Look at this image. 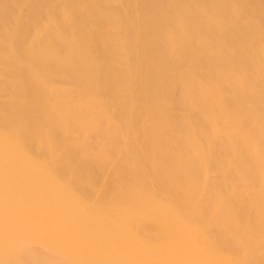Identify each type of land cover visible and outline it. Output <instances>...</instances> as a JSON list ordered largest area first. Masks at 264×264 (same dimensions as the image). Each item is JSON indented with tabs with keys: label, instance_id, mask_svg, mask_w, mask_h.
I'll return each mask as SVG.
<instances>
[{
	"label": "bare ground",
	"instance_id": "6f19581e",
	"mask_svg": "<svg viewBox=\"0 0 264 264\" xmlns=\"http://www.w3.org/2000/svg\"><path fill=\"white\" fill-rule=\"evenodd\" d=\"M0 264H264V0H0Z\"/></svg>",
	"mask_w": 264,
	"mask_h": 264
}]
</instances>
